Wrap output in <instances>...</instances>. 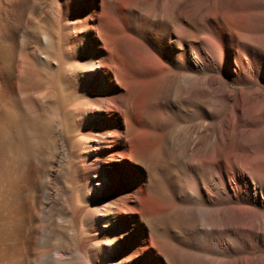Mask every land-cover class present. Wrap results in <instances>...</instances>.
<instances>
[{
  "label": "bare ground",
  "instance_id": "bare-ground-1",
  "mask_svg": "<svg viewBox=\"0 0 264 264\" xmlns=\"http://www.w3.org/2000/svg\"><path fill=\"white\" fill-rule=\"evenodd\" d=\"M10 1L0 135L24 114L21 134L60 131L47 78L65 61L89 185L79 233L42 187L54 225L5 264H264V0H33L26 22Z\"/></svg>",
  "mask_w": 264,
  "mask_h": 264
},
{
  "label": "rangeland",
  "instance_id": "rangeland-1",
  "mask_svg": "<svg viewBox=\"0 0 264 264\" xmlns=\"http://www.w3.org/2000/svg\"><path fill=\"white\" fill-rule=\"evenodd\" d=\"M6 2H2L5 9L0 8V19L5 24L0 30V101L11 97L16 89V79L10 73V63L21 48L15 39L16 9L12 1ZM32 3L33 0L21 2L24 22L27 21ZM33 8L34 18H37L39 13L43 14L48 9V4L37 3ZM33 46L34 41L29 38L25 45L26 52L29 53ZM63 65L65 61L61 63L60 70L48 76L47 86L54 89L55 93L46 99L47 107L62 121L60 131L21 134L19 129L30 124V118L24 114L21 119L11 122L7 132L0 135L1 184L7 188L6 197L0 206V220L5 216L12 218L7 224L0 221V264L15 261L16 252L23 247L28 235H32L29 246L35 248L34 243L39 233H49V228L53 227V222L49 220V209L42 210L39 207L40 201H44L41 188L46 184L56 193L54 212L73 217L78 233L81 223L86 220L84 213L89 184L81 163V156L85 153L84 136L75 130L74 122L66 116L69 106L77 98L74 89L65 83L61 73ZM2 117L3 109H0V118ZM20 142H24L25 146L17 153ZM19 156L21 157L18 158ZM8 165L18 167L6 169Z\"/></svg>",
  "mask_w": 264,
  "mask_h": 264
}]
</instances>
